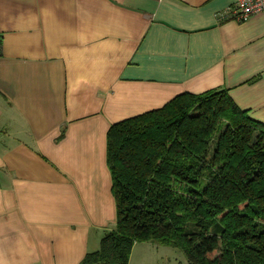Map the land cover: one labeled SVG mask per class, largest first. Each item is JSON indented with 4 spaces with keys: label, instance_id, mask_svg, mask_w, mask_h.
I'll return each mask as SVG.
<instances>
[{
    "label": "crops",
    "instance_id": "obj_1",
    "mask_svg": "<svg viewBox=\"0 0 264 264\" xmlns=\"http://www.w3.org/2000/svg\"><path fill=\"white\" fill-rule=\"evenodd\" d=\"M234 1L0 0V264L99 247L111 124L213 89L264 123V12L219 20Z\"/></svg>",
    "mask_w": 264,
    "mask_h": 264
},
{
    "label": "trees",
    "instance_id": "obj_2",
    "mask_svg": "<svg viewBox=\"0 0 264 264\" xmlns=\"http://www.w3.org/2000/svg\"><path fill=\"white\" fill-rule=\"evenodd\" d=\"M106 162L116 222L80 264H128L144 242L186 264H264V123L224 89L111 124Z\"/></svg>",
    "mask_w": 264,
    "mask_h": 264
},
{
    "label": "rangeland",
    "instance_id": "obj_3",
    "mask_svg": "<svg viewBox=\"0 0 264 264\" xmlns=\"http://www.w3.org/2000/svg\"><path fill=\"white\" fill-rule=\"evenodd\" d=\"M139 247L131 264H186V258L178 248L163 245H155L158 248Z\"/></svg>",
    "mask_w": 264,
    "mask_h": 264
},
{
    "label": "built area",
    "instance_id": "obj_4",
    "mask_svg": "<svg viewBox=\"0 0 264 264\" xmlns=\"http://www.w3.org/2000/svg\"><path fill=\"white\" fill-rule=\"evenodd\" d=\"M264 12V0H235L230 6L218 12L219 20L232 19L243 22L249 18Z\"/></svg>",
    "mask_w": 264,
    "mask_h": 264
}]
</instances>
